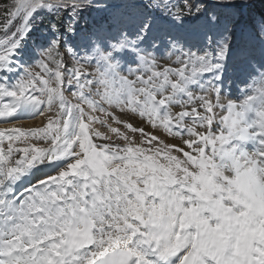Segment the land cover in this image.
<instances>
[{"label":"snow or ice","instance_id":"6c2138e0","mask_svg":"<svg viewBox=\"0 0 264 264\" xmlns=\"http://www.w3.org/2000/svg\"><path fill=\"white\" fill-rule=\"evenodd\" d=\"M255 3L0 0V264H264Z\"/></svg>","mask_w":264,"mask_h":264},{"label":"bare ground","instance_id":"6f19581e","mask_svg":"<svg viewBox=\"0 0 264 264\" xmlns=\"http://www.w3.org/2000/svg\"><path fill=\"white\" fill-rule=\"evenodd\" d=\"M138 123V121L133 120ZM39 121H30L29 123L24 124V126H34L35 124H38ZM170 139V138H169Z\"/></svg>","mask_w":264,"mask_h":264},{"label":"trees","instance_id":"16d2710c","mask_svg":"<svg viewBox=\"0 0 264 264\" xmlns=\"http://www.w3.org/2000/svg\"><path fill=\"white\" fill-rule=\"evenodd\" d=\"M253 5H255L257 8H260V9H263L264 10V3H259V0H257V3H255Z\"/></svg>","mask_w":264,"mask_h":264},{"label":"rangeland","instance_id":"374dc122","mask_svg":"<svg viewBox=\"0 0 264 264\" xmlns=\"http://www.w3.org/2000/svg\"><path fill=\"white\" fill-rule=\"evenodd\" d=\"M5 2H7V0H5ZM236 97H237V95L234 94V95H233V99H236Z\"/></svg>","mask_w":264,"mask_h":264}]
</instances>
